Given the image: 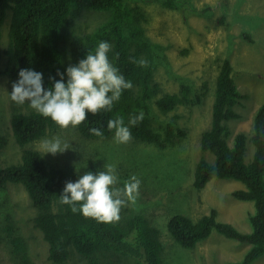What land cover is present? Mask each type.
<instances>
[{
	"label": "trees",
	"instance_id": "1",
	"mask_svg": "<svg viewBox=\"0 0 264 264\" xmlns=\"http://www.w3.org/2000/svg\"><path fill=\"white\" fill-rule=\"evenodd\" d=\"M156 1L170 9L179 7L176 0ZM87 12H103L107 16L92 31L74 29L76 22ZM8 13L11 17L8 46L3 50L6 65L0 70V77L10 80L9 99L20 70L42 73L47 90L60 80L58 72L64 73L67 82V67L85 59L87 52H94L99 42L107 41L112 46L108 53L110 61L133 87L123 91L110 112L87 113L86 120L74 128L75 133L83 140H108L114 135L107 129L109 119L121 116L128 125L131 116L143 112V120L136 126H129L133 140L166 149L186 137L187 132L175 129L172 123L162 131L156 130L151 102L154 101L161 112L169 113L181 105L200 104L202 95L193 98L192 86L188 84H182L179 93L162 94L155 75L165 48L147 35L148 15L142 6L132 5L130 0H0V42ZM244 37L250 39L246 33ZM117 53L118 59L115 58ZM1 55L0 49V58ZM133 59L137 62L145 60L148 66L141 67L133 63ZM219 62L211 126L201 135L202 151L214 154L215 160L210 163L200 159L193 185L201 191L215 178L243 184L245 188L234 191L233 196L253 202L254 211L249 216L252 231L244 233L231 223L218 221L216 210L197 221L177 214L169 220L167 228L173 240L187 249L197 247L213 231L227 239L249 244L241 261L224 264H252L264 256V104L254 115L250 141L255 152L252 161L246 163L248 137L238 133L229 141L231 130L227 124L240 118L236 108L246 95L236 84L231 60L224 58ZM10 101L14 108L11 136L22 148V156L18 163L0 164V193L6 192L9 184L24 187L36 209L34 226L49 245L48 258L52 264H69L71 260L80 264H165L160 230L143 214H130L128 203L121 208L120 219L112 222L86 218L82 213H73L71 206L60 203L67 182H75L87 171L95 174L103 170L63 169L48 161L42 152L28 147L60 127L27 103L18 106ZM93 127L99 128L103 136L93 135L90 132ZM7 143L6 136L0 135V151ZM0 242L10 249L14 264H34L29 246L18 233L11 213L0 220Z\"/></svg>",
	"mask_w": 264,
	"mask_h": 264
},
{
	"label": "rangeland",
	"instance_id": "2",
	"mask_svg": "<svg viewBox=\"0 0 264 264\" xmlns=\"http://www.w3.org/2000/svg\"><path fill=\"white\" fill-rule=\"evenodd\" d=\"M179 7L170 9L159 1L130 0L139 4L148 15L147 35L164 46L156 70L155 81L162 94L179 93L182 84L192 86L193 98L202 95V102L181 105L169 113L161 112L151 102V117L156 130L167 124L185 130L187 135L175 145L161 149L153 144L130 142L117 144L114 135L108 140H83L71 126L59 128L28 147L38 150V142L59 136L72 149L64 153L44 155L63 169L85 171L104 170L106 164L116 167L118 187L135 175L141 180L139 197L128 203L130 214H143L161 232L165 264H224L239 262L250 245L227 239L213 231L211 236L194 249L177 244L168 232L169 220L179 214L199 220L217 211V220L233 224L239 231L250 233L249 216L254 211L253 202L241 201L233 192L245 188L235 180L215 178L198 191L193 185L194 173L200 159L210 163L215 160L211 152L201 149V135L211 126L216 78L220 60L232 62L236 84L246 99L237 106L240 118L227 122L231 136L238 133L248 137L245 161L250 163L255 147L250 141L253 119L257 109L264 104V0H176ZM106 13L87 12L75 24L76 30L89 32L104 21ZM8 13L2 30L0 70L6 65L3 50L8 46ZM245 33L250 39H246ZM10 80L0 77V135L8 143L0 151V164L7 166L21 160L22 148L11 136V117L14 111L9 99ZM205 87V88H204ZM42 152V151H40ZM43 153V152H42ZM44 154V153H43ZM0 220L7 213L14 218L18 233L29 246L34 264H52L49 245L42 232L35 228L36 209L20 184H9L0 193ZM0 264H14L10 249L0 242ZM69 264H80L69 261ZM252 264H264V256Z\"/></svg>",
	"mask_w": 264,
	"mask_h": 264
},
{
	"label": "clouds",
	"instance_id": "3",
	"mask_svg": "<svg viewBox=\"0 0 264 264\" xmlns=\"http://www.w3.org/2000/svg\"><path fill=\"white\" fill-rule=\"evenodd\" d=\"M111 44L99 42L94 52H87L85 59L57 73L61 78L52 87L45 90L43 74L31 69L19 71V79L12 84L10 99L18 106L25 103L45 118H50L61 129L75 128L85 120L87 113L93 115L101 111L110 112L114 102L119 101L124 90L133 87L131 81L120 74L108 57ZM116 59L119 54H116ZM141 67H147L145 60L135 61ZM54 79V78H53ZM144 118L143 112L129 118L125 125L124 118L118 116L107 121V129L114 132V142L125 144L132 136L129 126H136ZM95 136H103L96 127L90 129ZM38 149L44 155L64 153L72 149L69 143L59 136L38 142ZM77 171H79L77 169ZM119 177L115 165L106 164L103 171H87L75 182H67L60 203L71 206L73 213H82L84 217L95 218L98 222H112L120 219L121 208L127 203H135L139 197L141 180L135 175L118 187Z\"/></svg>",
	"mask_w": 264,
	"mask_h": 264
},
{
	"label": "crops",
	"instance_id": "4",
	"mask_svg": "<svg viewBox=\"0 0 264 264\" xmlns=\"http://www.w3.org/2000/svg\"><path fill=\"white\" fill-rule=\"evenodd\" d=\"M244 188V187H243Z\"/></svg>",
	"mask_w": 264,
	"mask_h": 264
}]
</instances>
